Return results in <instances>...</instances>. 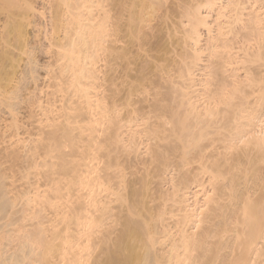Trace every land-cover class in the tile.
Listing matches in <instances>:
<instances>
[{
    "label": "bare ground",
    "instance_id": "obj_1",
    "mask_svg": "<svg viewBox=\"0 0 264 264\" xmlns=\"http://www.w3.org/2000/svg\"><path fill=\"white\" fill-rule=\"evenodd\" d=\"M53 1L0 0V262H259L260 0Z\"/></svg>",
    "mask_w": 264,
    "mask_h": 264
},
{
    "label": "snow or ice",
    "instance_id": "obj_2",
    "mask_svg": "<svg viewBox=\"0 0 264 264\" xmlns=\"http://www.w3.org/2000/svg\"><path fill=\"white\" fill-rule=\"evenodd\" d=\"M208 5H205V7H207ZM49 7H52V5H48L45 7V11L48 10ZM61 7L63 8H67L68 5L63 4L61 5ZM155 7H162V5H155ZM183 7V6H181ZM223 7V6H221ZM230 7H235V8H244L247 9L249 11L253 10L255 7H257V5H249L247 3L245 4H241V5H230ZM259 9H260V22L261 25L264 26V0H260V3L258 5ZM41 15L43 16L44 13H41ZM45 19H47V17L45 16ZM198 28H199V24L196 21V19L192 16L191 14V10H187L184 13L183 19H181L178 22V25L176 27V36L177 37H183V39L185 41H190L194 46L197 45V41L199 40V32H198ZM209 39H211V37H209ZM187 46V45H185ZM27 52V50H25ZM51 51V49H50ZM189 54L191 55L193 60H197L200 56V49L199 47H194L193 49H190ZM261 87L262 89H264V79L261 80ZM49 116H52L57 123H59L60 121V117L59 114L56 112H48ZM259 123H260V127H261V132H260V137H261V142L262 144H264V110H262L259 114ZM246 139V137H245ZM240 144L244 143V140H239ZM135 211V210H133ZM261 249H262V253H261V259L259 260V262L255 261V260H242V261H236L234 262V264H264V244L261 245ZM0 264H7V262H0Z\"/></svg>",
    "mask_w": 264,
    "mask_h": 264
},
{
    "label": "rangeland",
    "instance_id": "obj_3",
    "mask_svg": "<svg viewBox=\"0 0 264 264\" xmlns=\"http://www.w3.org/2000/svg\"><path fill=\"white\" fill-rule=\"evenodd\" d=\"M55 4V2L53 1V0H39V6H42L43 8H42V10L43 11H45V7L46 6H48V5H54ZM45 6V7H44ZM50 7L48 8V10L46 11V13H45V15L44 16H49V13H50ZM44 16H41V19H42V30H40V32L39 31H37V32H39L35 37L36 38H34V39H36V40H34V42L36 43H40L42 40H43V42H46V38H44V33L45 32H43L45 29H44V27L43 26H45V24H44V22L46 23V21H44ZM41 21V20H40ZM44 29V30H43ZM39 36V37H38ZM38 38H39V40H38ZM42 39V40H41ZM39 41V42H38ZM36 43V44H37ZM49 54L50 53H48V54H44V53H40V55H42V60H45L46 58L48 59V56H49ZM48 55V56H47ZM41 57V56H40ZM44 57V58H43ZM42 74H44V72H42ZM45 82V83H44ZM47 82H49L48 80H45V81H43V83H44V85L43 86H46V85H48V83ZM46 99V98H45Z\"/></svg>",
    "mask_w": 264,
    "mask_h": 264
}]
</instances>
